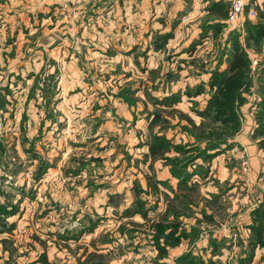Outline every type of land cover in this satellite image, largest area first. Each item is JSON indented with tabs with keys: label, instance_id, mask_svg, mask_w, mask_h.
I'll use <instances>...</instances> for the list:
<instances>
[{
	"label": "rangeland",
	"instance_id": "rangeland-1",
	"mask_svg": "<svg viewBox=\"0 0 264 264\" xmlns=\"http://www.w3.org/2000/svg\"><path fill=\"white\" fill-rule=\"evenodd\" d=\"M252 2L0 0V264H264Z\"/></svg>",
	"mask_w": 264,
	"mask_h": 264
},
{
	"label": "crops",
	"instance_id": "crops-1",
	"mask_svg": "<svg viewBox=\"0 0 264 264\" xmlns=\"http://www.w3.org/2000/svg\"><path fill=\"white\" fill-rule=\"evenodd\" d=\"M139 1V2H138ZM131 2H133V1H130L129 2V4H132ZM188 2V0H137V6H136V9H138V8H141V6L142 7H144L145 6V4L146 3H149V4H147V6H149V5H152V9H158V8H162V6H164L163 4H165L166 6H169V8H180L181 6H184L186 3ZM166 9V8H165ZM178 10H180L179 11V13L180 12H182L183 10H181V9H178ZM179 13H177V15H179ZM187 19V16L185 17V19H184V21H182V22H186L185 20ZM31 21H33V19H30V21L29 20H26V19H21V20H15V19H13V20H7V22H8V24H9V26L10 27H15V28H10L9 30H11L12 32H21V31H23V30H21V29H19V30H16V28H18V27H21L22 25H24V26H31ZM64 21V19H62L61 21H57L58 22V24L57 25H59V26H61L62 24L61 23H59V22H63ZM47 22H49V21H45L44 23L46 24ZM48 24V23H47ZM40 30V29H39ZM24 31H26V34L27 33H30L28 36H30L31 34H33L34 32H36L37 30L35 29H29V30H24ZM60 31H63V29H60ZM45 32H46V30H45ZM44 32V33H45ZM2 33H4L3 32V30L1 29V33H0V35H2ZM3 36V35H2ZM18 36L20 37L21 35L20 34H18ZM23 38H25V37H23ZM25 40V39H24ZM23 42V40L22 39H19V42L16 44V45H14V47H13V50L17 53V52H19V51H21V49H18V47H17V45H19V46H22L21 45V43ZM24 44V43H23ZM26 51V50H25ZM37 53H40L39 51L37 52ZM9 56V55H8ZM16 56H17V54H16ZM21 56V55H20ZM9 68H10V66H9ZM1 69V68H0ZM8 71V70H7Z\"/></svg>",
	"mask_w": 264,
	"mask_h": 264
},
{
	"label": "built area",
	"instance_id": "built-area-1",
	"mask_svg": "<svg viewBox=\"0 0 264 264\" xmlns=\"http://www.w3.org/2000/svg\"><path fill=\"white\" fill-rule=\"evenodd\" d=\"M222 1L228 6V21L231 24L243 25L246 20L256 17L257 11L252 0H215ZM1 128V123H0Z\"/></svg>",
	"mask_w": 264,
	"mask_h": 264
},
{
	"label": "trees",
	"instance_id": "trees-1",
	"mask_svg": "<svg viewBox=\"0 0 264 264\" xmlns=\"http://www.w3.org/2000/svg\"><path fill=\"white\" fill-rule=\"evenodd\" d=\"M243 67V65L241 64L240 61H236L234 62V64L230 67V70L232 71H236V70H239Z\"/></svg>",
	"mask_w": 264,
	"mask_h": 264
}]
</instances>
